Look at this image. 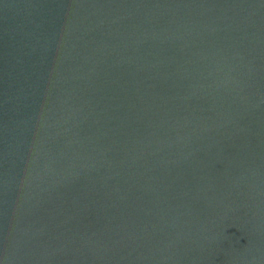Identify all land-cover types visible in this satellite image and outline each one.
I'll use <instances>...</instances> for the list:
<instances>
[{
	"label": "water",
	"instance_id": "95a60500",
	"mask_svg": "<svg viewBox=\"0 0 264 264\" xmlns=\"http://www.w3.org/2000/svg\"><path fill=\"white\" fill-rule=\"evenodd\" d=\"M0 264H264V0H0Z\"/></svg>",
	"mask_w": 264,
	"mask_h": 264
}]
</instances>
